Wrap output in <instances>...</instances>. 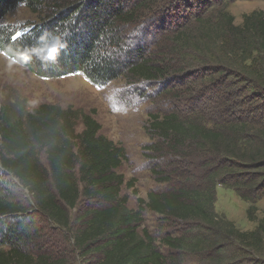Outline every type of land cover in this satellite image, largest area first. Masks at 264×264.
I'll return each instance as SVG.
<instances>
[{"label":"trees","instance_id":"1","mask_svg":"<svg viewBox=\"0 0 264 264\" xmlns=\"http://www.w3.org/2000/svg\"><path fill=\"white\" fill-rule=\"evenodd\" d=\"M232 1L0 0V50L38 76L81 73L95 85L118 78L166 84L185 76L174 85L188 84L184 93L194 104L185 112L149 113L147 130L157 141L146 148L152 160H202L199 179L189 173L186 182L151 190L128 209L117 172L125 149L99 133L93 112L4 102L0 166L31 204L0 171V264H264V216H255L264 198V12L253 10L236 24ZM20 4L39 22L1 24ZM201 91L208 101L196 104ZM156 167L158 181H171L174 172ZM217 186L249 203L253 229L240 230L215 211ZM145 209L185 228L155 238L139 229ZM37 218L70 237L72 261L39 244Z\"/></svg>","mask_w":264,"mask_h":264},{"label":"rangeland","instance_id":"2","mask_svg":"<svg viewBox=\"0 0 264 264\" xmlns=\"http://www.w3.org/2000/svg\"><path fill=\"white\" fill-rule=\"evenodd\" d=\"M228 10L234 16V22L240 24L244 14L253 10L264 12V0H235L229 4ZM39 20L37 14L20 4L2 19L1 24L27 28L37 24ZM184 77L172 79L166 84L132 83L128 79L118 78L105 85H95L81 73L45 79L30 72L0 50V106L7 101L22 102L30 110L46 103L63 108L72 107L83 113L93 112L94 118L101 126L99 133L125 149L127 159L117 169L125 181L121 187V194L127 196V208L136 209L137 197L146 199L147 193L151 190L169 191L179 183L186 182L189 173L193 176L192 180L200 178L201 158L194 156L189 159H178L176 164L168 155L152 160L150 157L153 153L146 148L148 144L157 141V137L152 136L147 130L149 113L166 114L176 110L185 112L191 104H194L195 101L191 102V98L186 92L184 93L189 87L188 84L174 85V80H185ZM161 88L169 91L167 95H158ZM201 92L204 94L203 91ZM206 94H204L205 99L203 96L200 97L196 104L207 103ZM77 129H81L80 123ZM39 157L46 166L44 150H40ZM156 165L167 174L174 172L171 174V181L160 182L156 179L154 174ZM179 172L181 173L177 176ZM6 177L17 186L16 190L31 204V197L17 180L9 178L8 175ZM129 182L134 186L129 187ZM133 189L137 194L133 193ZM248 206L249 203L242 200L233 190L217 186L215 211L232 221L240 230H251L256 225L255 221L247 218ZM256 207L255 216L260 219L264 216V198L256 203ZM75 215L76 212L72 211V219H75ZM142 219L139 229L145 227L155 238L165 234L177 235L180 233L177 232L180 228L182 230L185 228L183 223L171 219L167 221L148 209L143 211ZM37 220L43 226L40 233L43 235L39 244L50 249L56 248L58 252L67 254L66 257L72 261L74 253L70 237L59 229L48 226L45 220L41 218ZM161 251L165 253L164 248H161ZM259 256L264 260V248ZM72 264H77L76 259ZM188 264L195 263L189 259Z\"/></svg>","mask_w":264,"mask_h":264},{"label":"water","instance_id":"3","mask_svg":"<svg viewBox=\"0 0 264 264\" xmlns=\"http://www.w3.org/2000/svg\"><path fill=\"white\" fill-rule=\"evenodd\" d=\"M0 171L5 172L6 175H8L9 178L14 179V178H13L8 172L4 171V170L1 168V166H0Z\"/></svg>","mask_w":264,"mask_h":264},{"label":"snow or ice","instance_id":"4","mask_svg":"<svg viewBox=\"0 0 264 264\" xmlns=\"http://www.w3.org/2000/svg\"><path fill=\"white\" fill-rule=\"evenodd\" d=\"M47 77H45V79H46Z\"/></svg>","mask_w":264,"mask_h":264}]
</instances>
